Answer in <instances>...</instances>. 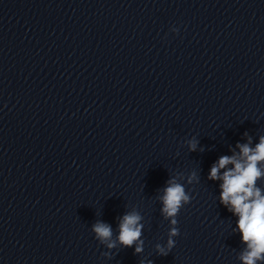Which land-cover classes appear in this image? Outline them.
Segmentation results:
<instances>
[{
	"label": "clouds",
	"instance_id": "9594fccd",
	"mask_svg": "<svg viewBox=\"0 0 264 264\" xmlns=\"http://www.w3.org/2000/svg\"><path fill=\"white\" fill-rule=\"evenodd\" d=\"M198 141H188L190 151L197 150ZM239 153L231 156H221L211 167L208 178L220 180V202L238 217L236 227L241 234V240L246 249L240 254L242 264H264V195L256 187V181L262 176V169L257 165L264 161V136L260 137L255 147L251 146V138L247 143L237 144ZM231 165L232 167H228ZM223 170V171H221ZM197 180L193 172L188 182ZM159 197L165 219H170L172 227L166 246L157 245L159 255H167L175 246L173 237L180 235L176 227V219L184 205L191 202V196L183 184L175 178L168 181L167 187ZM142 217L137 211L125 213L119 222V234L116 241L112 240V228L109 224L97 221L92 226L95 238L105 244L108 249L115 248L117 241L125 248L135 247V253L143 252Z\"/></svg>",
	"mask_w": 264,
	"mask_h": 264
}]
</instances>
